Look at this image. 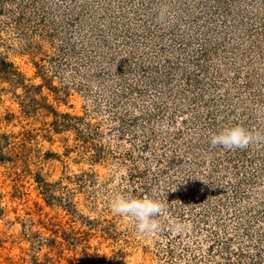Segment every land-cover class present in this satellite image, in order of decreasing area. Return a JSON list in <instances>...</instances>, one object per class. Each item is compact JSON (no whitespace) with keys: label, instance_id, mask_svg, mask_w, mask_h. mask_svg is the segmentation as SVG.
Wrapping results in <instances>:
<instances>
[{"label":"rangeland","instance_id":"rangeland-1","mask_svg":"<svg viewBox=\"0 0 264 264\" xmlns=\"http://www.w3.org/2000/svg\"><path fill=\"white\" fill-rule=\"evenodd\" d=\"M0 264H264V0H0Z\"/></svg>","mask_w":264,"mask_h":264},{"label":"clouds","instance_id":"clouds-1","mask_svg":"<svg viewBox=\"0 0 264 264\" xmlns=\"http://www.w3.org/2000/svg\"><path fill=\"white\" fill-rule=\"evenodd\" d=\"M258 137L241 125L224 126L209 134L212 146L225 149H244ZM155 190L143 197L133 196L130 192H118L110 200V211L120 217H126L135 232L143 238H149L159 229L156 217L163 210V203L157 198Z\"/></svg>","mask_w":264,"mask_h":264},{"label":"trees","instance_id":"trees-1","mask_svg":"<svg viewBox=\"0 0 264 264\" xmlns=\"http://www.w3.org/2000/svg\"><path fill=\"white\" fill-rule=\"evenodd\" d=\"M15 76H17V78H21V77H19L17 74H14ZM52 116H54V121L52 122V123H54V125H56V126H58V124H59V122H58V119L57 118H60V117H62V118H64L65 120H68V122H70V120H74V118L72 117V116H69L68 114H57L56 112H52ZM76 120H80V119H76ZM66 123V124H64L63 126H64V128H68L70 125H72L71 124V122L70 123ZM62 126V127H63ZM95 155V154H94ZM97 156H100V154H98V155H96V156H91L92 158H95V157H97Z\"/></svg>","mask_w":264,"mask_h":264}]
</instances>
